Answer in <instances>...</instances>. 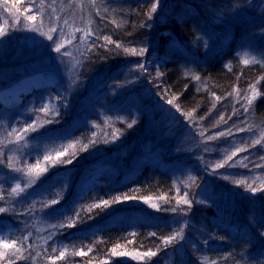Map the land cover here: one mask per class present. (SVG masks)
<instances>
[{
	"label": "trees",
	"instance_id": "trees-1",
	"mask_svg": "<svg viewBox=\"0 0 264 264\" xmlns=\"http://www.w3.org/2000/svg\"><path fill=\"white\" fill-rule=\"evenodd\" d=\"M85 2L81 0L69 7L59 6L57 12L62 18L57 26V39L60 41L61 34L67 30L73 32L74 42L63 53L72 48L74 80L84 92L94 89L104 93L96 99L100 109L104 103H110L112 93L116 94V110L83 113V120L73 118L68 126V143L59 147L54 145L60 150L48 155L42 154L41 148H32L31 143L32 139L41 140L42 144L46 141L40 139L45 133L43 128L25 132L23 129L34 124L33 121L17 117L9 126H0V153L6 152V160L11 159L16 167L23 166L30 172L55 162L61 166L56 171L67 169L71 164L66 161L71 159L76 163V154L81 152L103 154L104 158L112 157V161L102 167L105 173L98 171L96 179L88 185L51 186L43 197L35 199L42 210H51L53 214L49 219L52 224L44 233H38L27 221L31 209L25 215L24 207H16L12 202L7 211V223L12 232L4 237L22 238L24 249L12 254L9 260L14 264H124L134 257L132 264H264V219L257 216L260 208L264 214L262 194L257 196L255 203L263 204L256 206L247 202L245 207L228 195L226 204L221 203L222 207L217 210L219 198L215 193L214 198H201L206 186L204 171L193 162L188 165L191 166L189 177H194V182L186 177L178 181L168 168L150 162L138 167L135 175L127 181L120 178L123 171L117 174L115 181L111 177V173L115 176L117 168L129 167L143 147L168 148L165 143L170 137L175 138L171 140L174 150L169 148L168 156L173 158L178 153L183 159L187 155L183 148L189 147L192 159L196 152L195 139L183 140V123L188 122L196 131L197 136L192 137L211 138V143L216 146H222L223 140L229 141L233 128L247 119V115L254 125L264 126V80L260 79L264 76V66L247 65L238 53L241 45L254 44L258 32L264 28V0H169L172 3L170 14L159 23L154 14L152 19L147 16L152 0H104L95 9L82 5ZM84 31L89 35L84 36ZM161 31L171 33L172 39L180 45L178 51L168 52L170 37L159 36ZM213 31L223 35L214 39ZM105 35L119 42L121 48L107 44L102 39ZM26 41H20L19 45L7 39L6 49L0 55V89L13 83L14 77L19 78L13 67L27 64L26 72L33 68L28 63L34 58L27 57L37 52V46H28ZM94 42L96 46L92 47ZM124 47H146L148 52L143 57L134 56L124 53ZM63 53L61 56L65 57ZM11 59L17 60L9 64ZM138 62L150 67H146V72H140ZM157 73L162 75L157 76ZM196 76L200 79L196 80ZM132 86V91H127ZM60 87V93L58 88L51 91L69 102L66 99L68 87L64 84ZM164 89L168 90L167 94ZM254 90L258 96L252 105H247L245 97L250 98ZM131 93L135 94L136 102L128 105ZM147 94L153 95V99H148ZM168 99H173L181 111L168 104ZM163 104L180 117L175 120L172 130L157 114ZM189 112L191 117L186 115ZM37 113L46 114L40 109ZM117 115L120 119L115 121ZM133 119L137 122L128 128ZM108 121L110 125H107ZM222 132L226 135H220ZM21 133L30 136V147L12 157L13 152H17L13 140ZM71 143L75 146L73 153ZM64 151L67 155L57 161L56 154ZM45 156H51V159L47 162ZM50 169L53 171V168L48 171ZM185 192L193 201L191 209L176 203ZM125 195L135 199L109 206L103 204L105 200L112 201L116 196ZM0 197L3 205H9L14 199L10 183L4 181L0 185ZM149 197L148 201L158 204L155 217L113 215L115 209L143 202ZM53 198L57 199L56 204L52 203ZM26 201L20 199L18 202L23 204ZM98 204L100 207H95ZM14 208L20 209L22 214H16ZM173 208L177 211L173 212ZM251 209L255 216H249ZM219 214L224 215L223 219ZM230 217L231 221H228ZM185 221L188 223L184 229L185 239L163 246L162 238L178 231ZM69 223L74 226L68 227ZM17 244L19 246V240ZM113 248H116L115 253ZM158 248L161 250L155 257L141 258L143 252ZM81 251L85 253L83 256L77 254Z\"/></svg>",
	"mask_w": 264,
	"mask_h": 264
},
{
	"label": "rangeland",
	"instance_id": "rangeland-1",
	"mask_svg": "<svg viewBox=\"0 0 264 264\" xmlns=\"http://www.w3.org/2000/svg\"><path fill=\"white\" fill-rule=\"evenodd\" d=\"M81 0H44V12L41 16L37 11L40 0H0V29L3 30L4 36L0 38V55L3 50L6 49L7 39L10 41H15L20 45V41H26L28 46L34 45L37 46V52L29 54L28 58H34L31 63L33 68L29 72H26V65H21L19 67H13L18 73V79L15 77L13 83H8L7 87L0 89V126H9L12 120L17 117H22L24 119L32 120L36 130H41L43 128L45 133H42L40 139H46V141H36L31 140L32 148L40 149L42 154H54L60 149H55L54 145L59 147L63 144L68 143L69 139V130L68 126L72 124L73 118L79 120L84 119L83 113H93L102 111L111 112V109L116 110L117 95L112 93L111 90H108L112 93L110 103H104L103 109L99 108V102H96L98 97H102L104 93L97 90H87L84 92V89L77 85L76 80H74V60L72 58V48L65 50L64 53H70V55L65 54V57L61 56L63 50L67 47H70L74 42V34L71 30H67L62 34V38L59 41L57 31L52 33L49 29L53 26L57 28L60 19L62 18L61 14H58L57 9L61 7H69V5H76V2ZM104 0H96L95 4L92 3V0H84V4L88 5L89 8H99L101 3ZM169 0H160V5L157 8L155 15V20L163 21L170 14V9L172 8V3L168 2ZM58 4V6H56ZM65 5V6H63ZM56 6V7H55ZM53 8L55 11L53 12ZM30 15H36L37 19L34 21L27 20V17ZM57 17L59 19H57ZM42 24V30L48 32L49 35L53 36V41L56 43H63L61 52L57 53L55 51V44L53 41H49L45 36H41L39 32L29 31V28L37 27ZM264 24V20H263ZM21 36H20V32ZM212 37L215 39L220 38L223 33L211 32ZM159 36L170 37L168 42V52L174 53L178 51L180 45L177 41L172 39V35L169 32L161 31ZM20 38V39H19ZM26 38V39H25ZM33 49V48H32ZM239 56L244 60L247 59L249 63L247 65H262L264 64L257 63V61L264 59V28L258 32V38L254 44L245 43L240 46ZM17 59L9 60V64L14 62ZM23 60V59H22ZM28 61V60H25ZM146 67L148 64H146ZM12 68H10L11 70ZM73 69V72H72ZM66 85L68 88V93L66 94V99L69 102H65L63 99L58 98L51 90L59 89V93L62 91L60 85ZM37 88V90H35ZM132 86L127 91H132ZM64 93V92H63ZM256 94L255 99L258 94L254 90L250 97L253 94ZM83 96V98L80 97ZM86 95V97H84ZM134 93H131L128 96V105L136 102ZM148 99H153V95L147 94ZM244 98V97H243ZM253 99V100H255ZM127 105V106H128ZM164 105V104H163ZM248 105V104H247ZM160 106V111L157 113L162 120L163 124L172 130L175 126V120L180 119L178 115L172 111L170 108ZM105 108V109H104ZM123 108V106H122ZM132 110L134 108L130 107ZM248 108V107H246ZM46 112L45 115L37 113L38 110ZM246 110V109H245ZM59 111V116L56 115V112ZM59 120V123L49 124L47 121L51 118ZM250 115H247V119L241 120L234 128L231 135H229L230 140H223L224 144L222 146H216L211 143L212 139H204L201 137H192L197 136L196 131L192 130L188 124H185V139H195L194 147L196 148L195 156L191 159V148H183L184 152H187V155L183 158H179V154H174L173 158L168 156L169 148L174 150V146L171 143L174 137H170L165 145L168 148L162 147H143L139 155L135 156V159L131 161L129 167L127 168H117V172L111 173L112 180H116L117 174H120L122 171V177L124 181L129 180L132 176L135 175L138 167L144 163H157L161 164L164 167L168 168L174 177L181 181L183 178H189L191 175V162L199 165L204 171V181L206 186L201 192V198L210 197L214 198V193L219 198L218 207L219 210L222 207V204H226L228 195H231L233 198L238 199L242 203V207L246 206L247 202H253L256 206H259L263 203H255L257 196L262 194L264 198V192H256L252 194L245 189L247 184H251L254 188H259L264 184V167H258L257 165L264 164V161L258 160L261 155H264V152L261 151V145H264V139H261V145H256L255 147L251 146V141L253 139L260 138L261 131H264L263 127H258L250 122ZM120 119V115L115 117V121ZM184 121V120H183ZM188 121V120H187ZM182 122V121H181ZM111 123L108 121L107 125ZM54 128V129H53ZM240 129H245L240 131ZM21 133L19 136L21 139L13 140V143L17 144V152H13L12 157L17 156L19 151L26 152L30 147V136L23 135ZM47 136V137H46ZM234 136V137H232ZM3 137H7L3 135ZM152 145V144H151ZM247 145V151L238 152L237 149ZM68 146V145H67ZM75 146L71 143L70 150L73 153L75 152ZM62 148V147H61ZM65 149V147H63ZM190 149V150H189ZM57 150V151H56ZM188 150V151H187ZM6 152L0 153V185L6 181L11 185V191L16 187L17 184L23 189L22 192L13 193V198L10 201V204L3 205L0 200V207L8 208L12 207L11 203L14 202L16 207H24V214L28 215L31 212V215L27 219L30 222L34 229L38 233H44L51 226L49 219L53 218L51 210H42L41 206L35 202V199L43 197L45 193L49 190V187L61 185V187L72 188L80 185H88L96 178V173L98 171L105 173V168L102 167L107 165L112 161V157L106 156L104 158L103 154H85L81 152L76 154L77 162L71 163L67 169L57 170L61 167L58 165V162L52 164H45L39 171L33 170L30 172L25 169L23 166L16 167V163H13L11 159L6 160ZM236 153L235 155H232ZM229 156H232L231 160H228L227 164H224L222 168H216L217 164L223 163L228 159ZM51 157V156H50ZM258 158V159H256ZM48 162V160H47ZM234 165V166H232ZM21 169V171H15V169ZM49 168H53V171ZM104 171V172H103ZM227 176L228 179H224ZM243 180L245 184H236L234 181ZM31 181V184H29ZM26 197V198H25ZM1 198V197H0ZM20 199L26 200L25 203L18 202ZM208 199V198H207ZM222 203V204H221ZM22 204V205H21ZM31 204L33 207L28 206ZM158 205L157 202L148 201L129 203L124 206H121L115 209L114 214L121 216L122 218H131L133 215L142 214L149 215L150 217L156 216V209L151 205ZM264 205V204H263ZM255 207V206H254ZM258 208V207H257ZM31 209L28 213L27 210ZM224 209V208H223ZM257 214L258 217L264 219L263 209ZM7 211L0 213V236H5L7 233L12 232L11 227H8V214ZM14 211L21 213L22 211L18 208H14ZM250 210L249 216H255ZM224 215L219 214V218L223 219ZM231 221V217L228 219ZM14 249H0V252H7V255L4 259L0 260V264H7V260L10 259L13 254ZM135 258L131 257L124 264H132Z\"/></svg>",
	"mask_w": 264,
	"mask_h": 264
},
{
	"label": "snow or ice",
	"instance_id": "snow-or-ice-1",
	"mask_svg": "<svg viewBox=\"0 0 264 264\" xmlns=\"http://www.w3.org/2000/svg\"><path fill=\"white\" fill-rule=\"evenodd\" d=\"M96 0H92V3L95 4ZM160 5V0H152V5H151V8L149 10V12L147 13V16H148V19H152V15L154 13H156L157 11V8L159 7ZM107 11V9H105ZM37 11L39 12V14L42 16L43 15V12H44V0H40V3L38 5V8H37ZM53 12L55 11V9L53 8L52 10ZM37 19V16L36 15H30L27 17V20L29 21H34ZM57 19H59L57 17ZM65 23H67V21H65ZM42 24L43 22H41V25L40 26H37V27H32V28H29L28 30L29 31H33V32H39V34L41 36H45L49 41H53V36L52 35H49L48 32H45L42 30ZM147 25H142V27H146ZM50 32L52 33H55L57 31V28L55 26L51 27L49 29ZM77 31H81V29H77ZM4 32L2 29H0V38H3L4 36ZM89 33L88 31H84V36H88ZM61 38H62V34H61ZM99 39V37H98ZM102 39L107 43V44H115L116 48L119 49L121 48V44L119 42H116L114 40H112V38L108 35H105L102 37ZM53 43L55 44V51L57 53H60L61 52V48L63 47V43H56L55 41H53ZM96 44L95 42L93 43L92 47H95ZM101 47H103V45H101ZM123 52L124 53H131L132 55L134 56H141L143 57L145 54H147L148 52V49L146 47H141L139 49L135 48V47H132V48H129V47H124L123 48ZM63 54H67V55H70V53H63ZM244 63L245 64H248L249 61L247 59L244 60ZM257 63H261V64H264V59L262 60H259L257 61ZM137 70L140 71V72H146L147 69L145 67V64L144 63H140L138 62L137 63ZM162 73H157V76H161ZM196 80H199L200 77L199 76H196L195 77ZM260 79L264 80V76H261ZM168 90L167 89H164V93L167 94ZM255 96L256 94L254 93L252 97H245V99L247 100V104L248 105H252L253 103V99H255ZM174 99H178V97H174ZM217 99H219V97H217ZM167 103L170 104V105H173V107L176 109V111H181L180 107L178 105H175L173 103V99H168L167 100ZM56 115L59 116V111L56 112ZM187 116L191 117L192 116V113L189 112L186 114ZM221 119H223V117H221ZM49 124H53V123H59V120L55 119L54 117L49 119L47 121ZM137 121L135 119H133L130 123H128V128H131L133 127V125L136 123ZM29 129L35 131L36 128H35V125L34 124H29L27 128L23 129V131H28ZM245 129H240V131H244ZM220 135H226V133H220ZM21 139L20 136H17V141H19ZM211 139V138H210ZM261 139H264V131H261L260 133V138H257V139H253L251 141V146L252 147H255L256 145H261ZM247 145H245L244 147H241V148H238L237 151L238 152H243V151H247ZM87 149V145H85V150ZM261 151L264 152V145H261ZM236 153H233L232 155H235ZM64 155H67V152L64 151V152H58L56 154V160L59 161L60 157L61 156H64ZM45 160H50L51 157L50 156H45L44 157ZM232 159V156H229L227 160H225L223 163H220V164H217L215 167L216 168H222L224 167V164H227L228 163V160H231ZM261 161H264V155H261L260 157ZM67 164H71L72 163V160L71 159H68L66 161ZM234 166V165H232ZM258 167H264V164H260V165H257ZM37 167H39V165H37ZM15 171H21V169L17 168L15 169ZM190 180H192L193 182L195 181V178L194 177H189ZM224 179H228L227 176L224 177ZM234 183L236 184H245V181L243 180H238V181H234ZM29 184H31V181H29ZM23 189L21 188V186L19 184L16 185L15 188L12 189V192L13 193H18V192H22ZM245 191L247 192H250L252 194H255L256 192H264V184H262L259 188H254L251 186V184H247L246 187H245ZM130 199H135V197H129L127 195L121 197V196H116L113 198L112 201H108V200H105L103 201V204L106 205V206H109L111 203H120V202H123V201H127V200H130ZM148 199H151V197L149 198H146L145 199V203L148 202ZM58 201L56 198H53L52 200V203L53 204H56ZM177 205H185L187 206L188 209H191L192 205H193V201L191 199H189L188 197V193L185 192L184 193V196L181 197L180 199H178L176 201ZM153 208H157V210H159V208L157 207V205L153 204L151 205ZM95 207H100V205H95ZM167 210V209H166ZM7 209L5 208H2L0 207V213H4L6 212ZM173 212L177 211L176 208H173L172 209ZM185 215H187V213L185 212L184 213ZM56 225H54L55 227ZM60 227H63L64 225H59ZM74 224L73 223H69L68 224V227H73ZM188 227V223L187 221H185L183 223V226L180 227V229L178 231H175L173 234L167 236V237H164L162 238V244L163 246H169V245H172L173 242H176V243H179L181 241H183L185 239V233H184V229ZM152 235H156V233H152ZM20 241V244L18 246L17 244V241ZM0 249H14L15 251L13 252V255H15L16 253H19L22 251V249H24V241L22 238H8V237H4V236H0ZM161 249H157L156 251H153L151 249H149L148 251H145L143 252L141 255V258L143 257H155L157 255V253L160 251ZM112 252L115 253L116 252V248H113L112 249ZM78 255H81L83 256L85 253L83 251L77 253ZM7 255V252H0V260L4 259V257ZM64 253L61 252L60 253V256L63 257ZM121 255H125V253H121ZM8 264H14V261L13 260H8Z\"/></svg>",
	"mask_w": 264,
	"mask_h": 264
}]
</instances>
